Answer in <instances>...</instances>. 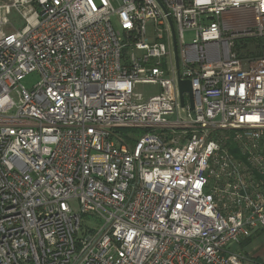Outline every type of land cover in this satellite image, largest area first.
<instances>
[{
    "label": "built area",
    "instance_id": "1",
    "mask_svg": "<svg viewBox=\"0 0 264 264\" xmlns=\"http://www.w3.org/2000/svg\"><path fill=\"white\" fill-rule=\"evenodd\" d=\"M257 230L264 0H0V264H252Z\"/></svg>",
    "mask_w": 264,
    "mask_h": 264
},
{
    "label": "crops",
    "instance_id": "2",
    "mask_svg": "<svg viewBox=\"0 0 264 264\" xmlns=\"http://www.w3.org/2000/svg\"><path fill=\"white\" fill-rule=\"evenodd\" d=\"M239 249L252 259V264H264V230H257L250 239L240 244Z\"/></svg>",
    "mask_w": 264,
    "mask_h": 264
},
{
    "label": "rangeland",
    "instance_id": "3",
    "mask_svg": "<svg viewBox=\"0 0 264 264\" xmlns=\"http://www.w3.org/2000/svg\"><path fill=\"white\" fill-rule=\"evenodd\" d=\"M8 20H9V22L13 25V27L16 30H18V29L21 28V26H22V20L14 12H12V13L9 14ZM36 79H37V77L35 75H31V76L27 77L25 80H23L22 83L24 84V86H26L27 88H29L35 82ZM140 89L143 90V88H140Z\"/></svg>",
    "mask_w": 264,
    "mask_h": 264
},
{
    "label": "water",
    "instance_id": "4",
    "mask_svg": "<svg viewBox=\"0 0 264 264\" xmlns=\"http://www.w3.org/2000/svg\"><path fill=\"white\" fill-rule=\"evenodd\" d=\"M173 45H174V53H175V58L177 59V55H176V48H175V39L173 37ZM178 88H179V94H180V98L182 93L184 92H188L189 94L191 93V88H190V84L188 81H178ZM182 98H181V104H182ZM192 104H191V108H192Z\"/></svg>",
    "mask_w": 264,
    "mask_h": 264
}]
</instances>
